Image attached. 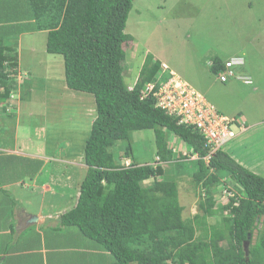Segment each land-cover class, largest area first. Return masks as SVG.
Segmentation results:
<instances>
[{"label": "trees", "instance_id": "trees-1", "mask_svg": "<svg viewBox=\"0 0 264 264\" xmlns=\"http://www.w3.org/2000/svg\"><path fill=\"white\" fill-rule=\"evenodd\" d=\"M133 5L134 0H0V98L16 97L19 90L27 102L31 88H25L24 81L18 83L21 37L45 31L47 52L63 57L67 86L94 99V114L87 120L75 125L68 114L63 126L56 123L54 128L59 143L61 135L74 128L67 133L69 153L80 154L87 166L79 182L75 176L67 178L78 182L79 194L73 197L76 204L60 215V226L86 257L99 258L103 264L105 260L109 264H264L262 168L242 165L224 147L211 153L213 144L207 143L199 126L180 123V116L157 105L158 98L146 91L149 82L160 80L162 71L163 62L153 54L147 55L130 88L124 76V45L133 40L126 32ZM226 60L215 56L208 63L217 78ZM169 76L168 71L162 79ZM142 129H153L156 142L155 159L145 163L136 158L132 137V132ZM75 140L85 142L83 150L72 148ZM195 154L198 157L191 158ZM259 155L241 158L252 165ZM41 161L35 162L31 177L40 175L54 184L57 176H41ZM184 175L192 178L198 196L199 210L192 216H185L180 200L179 181ZM56 182L53 186L58 188L60 180ZM222 195L227 197L224 202L219 200ZM53 199L59 201V194ZM56 207L62 206L56 203ZM43 240L36 232L28 244L19 242L16 247H47Z\"/></svg>", "mask_w": 264, "mask_h": 264}, {"label": "rangeland", "instance_id": "rangeland-1", "mask_svg": "<svg viewBox=\"0 0 264 264\" xmlns=\"http://www.w3.org/2000/svg\"><path fill=\"white\" fill-rule=\"evenodd\" d=\"M126 32L133 35V40L127 41L124 45L127 52L124 59V76L128 83L133 84L137 81L147 55L153 54L175 71L176 79L182 78L183 83L191 84L214 103L212 120L215 126L226 127L222 120L224 116L217 117L216 110H222L231 124L234 121L233 116L241 114V120L247 125L242 129L238 124H233L236 136L222 141L226 144L223 147L238 162L242 156L252 160L256 154H264V0H134ZM46 46L45 31L27 32L21 37L19 53L22 72L18 77V83L24 81V87L31 89L26 95L28 100L23 110H19V121H23L20 132L23 136L24 132L35 130L38 142L21 139L20 143L23 148H31L38 153H54L53 160L60 157L66 161L68 157L77 160L81 155H71L69 153L71 145L67 141L70 139L67 133L74 128L61 135L63 141L60 143L58 136L53 134L54 128L57 127L56 123L61 128L63 118L68 114L75 125L77 122L87 120L90 113L94 114L95 107L89 103L84 104L87 99L82 95L86 94L67 86L64 79L63 57L48 53ZM237 55H244L246 58V64L239 67L238 71L251 76L255 83L249 85L239 80L223 83L211 72L208 63L215 56L228 59ZM56 106L61 109L54 108ZM23 112L27 113L26 117L22 116ZM9 123L7 128L10 129V133L16 134L18 127L13 121ZM77 136L80 138L79 134ZM46 137L53 141L48 142ZM132 137L135 140L136 158L141 163L154 160L156 156L154 130L134 131ZM237 139L239 141L234 147ZM84 147V141L75 140L72 148ZM197 157L198 154L191 156ZM261 157V160L252 165L244 160V165L255 170L260 167L264 175V156ZM124 160L128 162L130 159L125 157ZM193 165L195 166V163ZM53 166L54 162L48 164L47 171L42 170L41 176L46 178L53 176L49 175ZM64 166L58 169L57 178L53 176L54 184L60 180L61 184L58 185L64 187L66 192L63 194L68 195L71 203L69 207H73L76 204L73 197L78 194L80 187L78 182L85 173L80 169L77 172L75 168ZM68 169L75 170L77 183L76 180L73 182L67 180L65 172ZM191 180L190 176L184 175L179 181L180 200L185 206V216H192L199 210L198 196ZM219 200L223 202L227 200L226 195H222ZM55 203L64 205L65 201L55 200ZM12 207L10 221L18 226L16 215L23 208L16 204ZM43 207L48 212L49 206L46 203ZM261 219L263 220V217ZM32 227L22 238L33 239L37 226Z\"/></svg>", "mask_w": 264, "mask_h": 264}, {"label": "crops", "instance_id": "crops-1", "mask_svg": "<svg viewBox=\"0 0 264 264\" xmlns=\"http://www.w3.org/2000/svg\"><path fill=\"white\" fill-rule=\"evenodd\" d=\"M1 91H3L2 87H0ZM16 92V97L7 100L0 98V264H103L99 258L96 261V258L93 260L86 257L84 249L78 246V242H73V237L66 235L67 229L63 225L60 226V215L69 209L70 204L68 195L63 194L66 192L64 187L55 188L49 179H41L40 175L31 177L38 159L42 160V170L46 169V171L48 164L54 162L50 171L54 176H57L58 169H62L64 164L75 168L77 172L80 169L84 173L87 166L81 161V157L77 160L73 157H68L67 161L61 157L53 160L54 153H38L30 147V149L23 148L21 139L38 141L35 130L26 131L21 136L20 127L23 121H19V110H23L25 101L20 97L21 91ZM82 97L87 99L85 103L83 102L85 105L89 103L94 107L92 96L86 94ZM26 114L23 112L22 116L26 117ZM9 121H13L18 127L16 134L10 133V129L7 128L10 125ZM261 156L262 154L259 155ZM259 160L261 159H257V162ZM239 161L244 164L242 158ZM74 171L68 169L65 172L68 179L71 177L72 180L74 176L77 178ZM58 194L59 201H66L61 208L56 207L55 200L58 199H53L54 195ZM44 203L49 206L48 212L43 207ZM13 204L23 208L16 215L18 226L10 221ZM33 225L37 226L36 231L44 237L43 244H47V247L27 250L16 247L21 242L26 245L32 240L22 236L26 235ZM104 263L109 264V261L105 260Z\"/></svg>", "mask_w": 264, "mask_h": 264}, {"label": "built area", "instance_id": "built-area-1", "mask_svg": "<svg viewBox=\"0 0 264 264\" xmlns=\"http://www.w3.org/2000/svg\"><path fill=\"white\" fill-rule=\"evenodd\" d=\"M211 63V62H210ZM245 60L242 56H235L225 61V70L219 73V80L228 81L231 78L244 80L247 83L252 82L251 77L237 73V68L244 65ZM166 68L167 65L165 64ZM174 73V72H173ZM184 80L172 77L168 82L164 83L157 97L162 107L167 108L168 112L181 116V121L189 124H195L201 128L209 143H212L214 149L223 146L222 141H227L236 136L235 130L230 126L231 122L227 117H222L225 128H218L213 123V106L203 96L196 91ZM152 86H150V89ZM218 116H223L218 113ZM208 113V115H205ZM213 119V120H212ZM223 144V145H222Z\"/></svg>", "mask_w": 264, "mask_h": 264}, {"label": "clouds", "instance_id": "clouds-1", "mask_svg": "<svg viewBox=\"0 0 264 264\" xmlns=\"http://www.w3.org/2000/svg\"><path fill=\"white\" fill-rule=\"evenodd\" d=\"M237 56H241V55H237ZM233 57H235V56H233ZM231 58V57H230ZM230 58H228V59H230ZM227 59V60H228ZM163 62V61H162ZM211 62V61H210ZM209 62V63H210ZM212 63V62H211ZM166 63H164L163 62V64H162V71H161V76L159 77V79L160 80H157V81H155V82H149L148 84H147V86H146V91L149 93V92H152L156 97H157V92L159 91V89H160V87L164 84V83H166V82H168L169 81V79H171L172 77H174V75H176V73H175V71H173L172 69H170V67L168 66V64H166L167 65V67L165 68L164 67V65H165ZM244 64H246V62L244 63ZM169 71V77L166 79V80H163L162 79V76L166 73V72H168ZM125 72V71H124ZM174 72V73H173ZM139 78V77H138ZM138 78H137V80H138ZM180 79H182V78H180ZM183 80V79H182ZM137 82V81H136ZM135 82V83H136ZM135 83H130V88H133L134 87V84ZM159 83V89L158 90H156V86H157V84ZM191 85V84H190ZM150 86H152V88L150 89ZM192 86V85H191ZM193 87V86H192ZM196 91H198L195 87H193ZM202 96H203V98H205L209 103H211L212 105H214V103H212L211 101H209L206 97H205V95L203 94V93H201L200 91H198ZM158 98V97H157ZM157 105L160 107H162V105L160 104V100H159V98H158V100H157ZM215 106V105H214ZM164 108V107H163ZM166 110H167V108H165ZM168 111V110H167ZM218 111V110H217ZM219 113V112H218ZM171 114V113H170ZM220 114V113H219ZM221 115H223V116H225V117H228V116H226L224 113L223 114H221ZM239 119V120H238ZM238 119H235V117H234V121H233V123L231 124V127L233 128V129H235V127H234V125L233 124H238L242 129L244 128V126L245 125H247L244 121H242L241 120V117L240 118H238ZM235 120L236 121H239V123H235ZM180 123H186V122H182L181 121V116H180ZM186 124H189V123H186ZM192 124V123H191ZM195 125V124H194ZM233 125V126H232ZM203 133V132H202ZM204 134V133H203ZM243 134H245V132H243ZM205 135V134H204ZM246 136V135H245ZM249 136V135H248ZM248 136H246V137H248ZM206 137V136H205ZM234 138V137H233ZM232 138V139H233ZM241 138V137H240ZM239 138V139H240ZM242 138H244V136H242ZM207 139V138H206ZM239 139H237V140H239ZM208 140V139H207ZM241 140V139H240ZM207 143L208 144H211V143H209L208 141H207ZM224 145H226V144H224ZM223 145V146H224ZM223 146H221V147H223ZM212 148H211V153H213V152H215L217 149H214V146H211ZM226 150V149H225ZM197 155V154H196ZM234 157V156H233ZM125 161V160H124ZM131 162V160H129L128 162H126L125 161V163L126 164H129ZM242 165H244V164H242ZM245 166V165H244ZM226 193H227V191H225ZM233 191H231V190H228V195H233Z\"/></svg>", "mask_w": 264, "mask_h": 264}, {"label": "water", "instance_id": "water-1", "mask_svg": "<svg viewBox=\"0 0 264 264\" xmlns=\"http://www.w3.org/2000/svg\"><path fill=\"white\" fill-rule=\"evenodd\" d=\"M245 248H246V251H247V254L249 253V240H247L245 242Z\"/></svg>", "mask_w": 264, "mask_h": 264}]
</instances>
